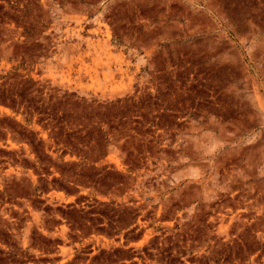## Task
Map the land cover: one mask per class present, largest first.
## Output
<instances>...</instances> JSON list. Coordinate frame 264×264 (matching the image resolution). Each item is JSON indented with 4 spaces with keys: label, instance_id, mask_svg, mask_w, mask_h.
Instances as JSON below:
<instances>
[{
    "label": "rangeland",
    "instance_id": "rangeland-1",
    "mask_svg": "<svg viewBox=\"0 0 264 264\" xmlns=\"http://www.w3.org/2000/svg\"><path fill=\"white\" fill-rule=\"evenodd\" d=\"M0 264H264V0H0Z\"/></svg>",
    "mask_w": 264,
    "mask_h": 264
}]
</instances>
